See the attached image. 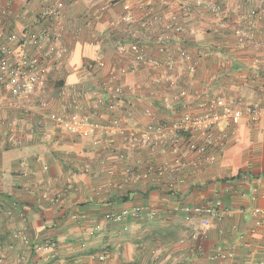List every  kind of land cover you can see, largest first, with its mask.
Returning a JSON list of instances; mask_svg holds the SVG:
<instances>
[{
    "label": "crops",
    "instance_id": "crops-1",
    "mask_svg": "<svg viewBox=\"0 0 264 264\" xmlns=\"http://www.w3.org/2000/svg\"><path fill=\"white\" fill-rule=\"evenodd\" d=\"M103 1L64 0L55 36L41 43L43 50L50 44L62 49L64 57L61 64H45L46 77L34 92L14 97L0 79V264H230L217 257L229 247L232 262H264V223L254 214L264 210V118L252 123L245 114L231 126L217 161L202 164L198 173L188 164L177 176L181 180L168 172L136 181L127 170L168 169L175 157L126 146L116 129L102 130L115 119L142 130L149 113L174 123L184 104L194 114L204 112L201 104L215 91L235 107L263 106L264 15L246 44L234 30L251 8L264 10V2L231 0L230 15L222 16L198 8V0H182L192 9L180 13L185 31L162 53L164 32L146 25L147 12L136 11L135 22L125 25L122 5L101 13ZM51 3L0 0L6 33L41 36L46 25L40 15ZM132 42L146 50L147 62L136 63ZM16 52L38 51L29 45ZM122 67L134 71L117 74ZM167 70L173 83L165 78ZM64 87L71 95H62ZM116 88L123 90L121 97ZM73 98L79 108L71 105ZM75 112L101 127L94 137L70 134L49 119L50 113ZM187 206L216 208L223 218H211V226L196 236L201 219L187 221ZM137 207L142 211L136 217L108 220ZM52 242L55 249L45 248Z\"/></svg>",
    "mask_w": 264,
    "mask_h": 264
},
{
    "label": "built area",
    "instance_id": "built-area-1",
    "mask_svg": "<svg viewBox=\"0 0 264 264\" xmlns=\"http://www.w3.org/2000/svg\"><path fill=\"white\" fill-rule=\"evenodd\" d=\"M218 1L198 0L197 5L198 8L208 7L210 11L222 16L230 15L229 1L231 0ZM252 1L244 0V5H249ZM255 1L258 3L264 2V0ZM116 4H121L123 7L122 21L125 25H131L135 22L136 11H144L150 15L146 25L154 31L159 27L164 32L159 38L162 53L169 49L168 44L174 35L183 34L185 31V28L180 25V13L192 11L182 0H105L100 5V12H107ZM64 7V0H52V3L40 15V20L46 25L41 36L32 35L25 39L19 38L15 33H6L5 25L2 24L0 18V79L6 84L12 96L22 97L34 92L46 77L47 71L44 66L47 62L61 64L64 51L53 44L43 50L41 43L43 39H53L55 36L56 28L53 27V24ZM172 7H177L179 9L178 13L172 11ZM0 14L4 18L7 16L6 11ZM263 15L264 10L251 8L248 14L241 16L240 25L234 30L235 37L240 44L244 45L250 41L255 21L260 20ZM29 45L36 48L38 51L36 55L25 56L17 54L16 47L23 48ZM262 46L264 47V43ZM131 49L136 63L147 62L145 49L136 42L131 43ZM180 57L185 61L190 60V56L185 51L180 52ZM98 62L100 61L98 60ZM167 66L169 71L173 70L172 61H169ZM92 67L90 66V68ZM189 69L191 72H195L196 65H192ZM168 70L165 78L173 83V74L168 72ZM133 71L134 68L122 67L117 71V74L125 75ZM102 88H107V84L103 83ZM115 94L121 97L124 92L121 88H116ZM62 95H71L69 87L63 88ZM181 95L184 96L185 93ZM71 105L74 106L73 108H79L78 100L73 98ZM183 106L186 111L174 123H168L149 113L150 122L142 130L125 128L121 126L118 119H115L112 125L102 128L103 131H110L112 128L116 129L126 146L139 149H157L163 156L172 155L175 157L173 167H168V169L146 165L145 171L142 173L137 170L136 173L131 171V169L127 170V174L131 175L132 178L135 177L136 181L149 180L154 173L162 175L169 172L177 177L183 173L188 164L191 166L193 173H198L202 164L210 165L217 161L218 156L226 148V141L231 135V126L236 125L245 114L252 123H257L264 118V105H249L245 108L235 107L233 103L222 97L218 91H215L208 101L201 104V107L205 109L204 112L194 114L189 110L187 104ZM49 119L66 132L83 138H92L101 129L91 119L77 112L70 115L50 113ZM197 135L203 137L201 141L196 139ZM191 155H195V159L187 163ZM177 180L181 179L177 177ZM141 211L142 209L137 207L133 211L110 215L108 220L115 223L122 222L127 216L136 217ZM183 212L187 221H192L195 217L201 219L200 226L195 228L197 231L196 236L211 226V218L218 220L223 218L222 212L212 207L187 206L183 208ZM254 214L259 216L264 223L263 209H256ZM45 248L55 249L56 243L47 244ZM234 256L235 254L231 247L217 253L218 258L228 260L230 264H237L232 262ZM2 262L3 259L0 257V263ZM260 264H264V262Z\"/></svg>",
    "mask_w": 264,
    "mask_h": 264
}]
</instances>
